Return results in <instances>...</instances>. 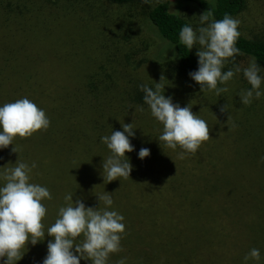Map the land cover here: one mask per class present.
I'll return each instance as SVG.
<instances>
[{
	"label": "rangeland",
	"instance_id": "rangeland-1",
	"mask_svg": "<svg viewBox=\"0 0 264 264\" xmlns=\"http://www.w3.org/2000/svg\"><path fill=\"white\" fill-rule=\"evenodd\" d=\"M168 1L173 13L186 18L194 28L199 26V15L203 14L199 8L178 0ZM0 2H33V9L37 11L26 14L25 18H19L18 23L15 22L11 28L0 29V84L4 87L0 85V105L7 103L9 87L24 85L20 78L25 72L21 68L34 72L35 76L31 78V82L38 84L35 85L38 90L34 87V95L41 105H45L51 101V96L56 94V87L64 88L66 92L72 87L76 88L81 74L95 71L103 64L108 65L107 61L114 58L113 52L117 53L119 58H124L127 53L135 54L131 61L133 66L127 67L128 75L124 78H139L143 83L151 84L161 82L163 77L164 84L169 87L164 71L168 64L160 67L161 65L155 62L159 41L154 32L143 24L145 17L143 12L158 2H154L152 6L144 4L142 0L133 6L114 5L109 0H0ZM38 3L42 5V7L39 5L40 9L35 8ZM237 19L245 35L264 36V0H250L246 10L237 16ZM146 41L154 44L151 50L145 53ZM9 50H20V60L5 66L3 60L14 57ZM144 59L147 62L136 70L138 63ZM119 60L125 62L124 59ZM250 60L246 57H236L235 64L246 67ZM232 67L233 62L229 60L224 71ZM131 72L135 77L129 75ZM260 74L264 76V70H261ZM124 80L121 83L123 87L127 86ZM189 82V85L185 84L179 91L173 92L177 93L176 96L179 97L177 103L181 107L192 104L193 113L199 114L209 124L210 139L202 144L197 154H189L180 159L179 149L175 151L163 149V145L161 146L158 141L163 126L158 125L150 111L146 114L152 122L150 121L151 125L145 129V132L157 136L152 141V153L154 155L157 152V156L155 159L149 158L151 162H148L157 170L159 181H165L171 187H175L176 181L177 190L174 193L182 198L183 203L177 206L176 201L175 203L170 201L174 204L163 217L165 210L160 213L162 208L160 198L165 197L164 193L144 198L139 197L138 192L131 191L126 197L124 192L116 191L113 187L109 191L114 200L113 209L122 210L124 222L131 223L129 227H133V222L134 228L136 226L141 229L135 232L132 240L144 239L148 242L149 250L154 254L142 259L145 263L164 260L173 254V247H178L181 249L183 262L188 261V258L190 264H244V257L252 248L259 245V240L264 239V179L261 178L264 167L259 163L255 167L253 164L249 171L243 165L240 171L237 170L239 166L234 151L242 148L243 144L236 133L240 125L235 122L248 117L251 121L255 118L258 124H263L264 96L259 100H253L250 106L242 105L239 93L250 87L242 72L228 83L229 91L220 96L214 92L203 93L200 89H195L194 86L197 85L195 81ZM172 83L176 89L180 87L175 82ZM28 94L31 97L29 90ZM190 96L197 99H189ZM226 105L228 110L221 112L220 109ZM14 143L19 153L12 150L15 145L0 150V168L13 167L19 157L29 164L32 162L37 164V168L32 172V182L46 186L52 195L51 200L44 201L47 207V214L43 220L46 232L47 227L55 223L58 217L59 208L62 207L59 201L64 202L67 193L75 192L69 188V184L76 179L74 166L70 168L67 165L63 169L59 166V171L64 175L59 173V176L56 174L55 177L45 174L42 165L45 159L53 158L50 165L61 161L63 148L60 135L56 132L41 130L28 138L17 137ZM236 156L238 159V155ZM6 168L0 169V173ZM80 175L88 182L91 178L95 180L93 175H96L98 181L104 179L103 176H98V171L91 168ZM3 183L4 181L0 180V184ZM100 194L104 192L88 189L85 205L98 208L97 195ZM73 200L79 199L73 196ZM143 211L146 212L141 214ZM218 212L233 216L231 231L229 230V234L224 231L221 240L203 238L205 230L211 232L218 229L219 222L215 215ZM165 223L170 226L169 230ZM176 223L179 224V230L175 234L171 230L175 228ZM224 229L225 227H219V230ZM52 239L46 235L45 239L35 246L29 243L28 249H24L26 253L23 259L17 264H41L47 255L48 241ZM126 247L130 251L133 246ZM131 252V254L123 252L127 254L120 255V258H127V264L134 262V251ZM191 255L195 261L190 260ZM248 264H251V261Z\"/></svg>",
	"mask_w": 264,
	"mask_h": 264
},
{
	"label": "trees",
	"instance_id": "trees-1",
	"mask_svg": "<svg viewBox=\"0 0 264 264\" xmlns=\"http://www.w3.org/2000/svg\"><path fill=\"white\" fill-rule=\"evenodd\" d=\"M109 1L114 5L133 6L138 3L139 0ZM178 1L194 5L203 13L207 10H211L216 19H222L225 14H229L237 19V16L246 10L248 2H250V0ZM168 2V0L160 1L154 7L146 8L145 12H143L145 16L143 24L154 32L159 41V48L156 51L155 62L161 65L160 67L168 64V66H165L164 70L167 75L166 82L169 84V87L165 86L168 90H165V95L166 97H172L173 103H177V98L179 97H177V93L173 91H179L181 87L185 84L189 85V81H192L189 73L198 69V57L195 48L188 50L185 46L180 44V29L185 24H189V22L183 16L173 13L171 11V5ZM32 4L33 2H0V29L4 27L11 28L15 25V22L18 23L19 18H25L26 14L28 15L37 12L33 9ZM39 5L40 4L38 3L35 8H39ZM40 6L42 7V5ZM238 30L241 35L236 46L241 50L242 55L236 57L254 58L260 65L261 70H264V36H247L242 32L240 27ZM153 44L154 42L146 41L144 49L145 53L151 50ZM9 52L13 53L14 57L12 59L9 57L4 59L5 66L12 65L20 60V50H9ZM134 55V53H127L124 58H119V55L113 52V57L115 59L110 58L109 56L110 59L108 58L109 61H107L108 65L103 64L95 71L84 75L81 74V76H79L80 81L76 88L72 87L66 92L64 88L56 87V94L52 95L51 101L47 102L45 105H41L38 102V99L35 98V88L38 90L35 85L38 84L31 82V78L35 76L34 72L21 68L22 71L25 72V75L21 72L23 76H21V78L18 75L17 76L23 81L24 85L17 84L12 88L9 87L7 89L8 93L6 96V102H14L17 99H22L24 97L29 98V90L32 94L30 99H32L40 108L45 110L51 121L50 127L47 131L56 132L60 135L63 149L61 152V161L50 165L49 163L53 158L49 157L51 160L45 159L46 161L42 164L45 168L44 172L48 176L54 175L56 177L59 173L60 175H64V173L59 171V166L62 169L67 167V165L70 168L74 166L76 179L69 184V188L74 189L75 192H72V194L79 200L87 202L86 193H88V189H94L95 192L101 191L105 193L109 192L110 189L114 187L116 191L120 190L121 192H124L126 197L129 192L132 191L138 192L140 195L139 197L144 198L152 197L153 194L164 193L165 197L163 196V198H160V203L162 205L160 213H163L165 210V213L163 214V217H165L168 210L175 203L174 201L177 202V206L183 202L182 198L174 193L177 190L176 181L175 187L169 186L165 181H159L160 178L156 174L157 170L154 168V165H150L149 163L151 162L150 159H155V156H157V152L154 155L152 153V141L154 140L153 138H156L157 136L145 132V129L147 130V126H150L152 121L148 114H146L150 110L148 109V106L144 104V94L139 88L140 84L148 83H143L139 78H124L128 75L127 67L132 65L131 61H133L132 59ZM119 59H124L125 62ZM146 62L147 60L144 59L138 63L135 69L137 70ZM133 73L135 74V71H133ZM129 75L135 77L132 72ZM122 80H124L127 86H122ZM169 82H171V84ZM172 82H175V84H178L180 87L176 89ZM148 85L154 86L155 83L152 82ZM1 87H3V85H1ZM194 87L195 89H200L199 84ZM43 92L45 93V90ZM193 95H195V93ZM192 96H190L189 99H197V97ZM181 104H183V102ZM133 107H143L144 111L135 112V108ZM122 122L127 124L134 122V127L136 128L134 129L135 136L130 137L131 143L134 146V151L126 153V156L129 158V162L132 165L130 177L123 178L121 181L114 180L108 183L104 179H99L100 181H98L96 175H93L95 180L93 178H91L90 182L84 180L85 178L80 174L87 172L89 168L98 171V176H103V161L104 158L106 159L110 155V151L107 149L106 145L101 143V137L110 135L112 131H122ZM235 123L240 125L236 129V133L238 134L237 138H239V141L243 144L242 148H238L235 151L233 150L236 162L239 166L237 170L240 171V167L243 165L249 171L253 164V167H255L256 164L259 163L264 167V123L258 124L255 118L251 121V118L248 117L237 120ZM158 125L162 126L159 122ZM47 140L50 141V138ZM259 140L263 142L259 143ZM141 148L150 149V156L148 158L143 160L138 158L137 154ZM236 155H238V159ZM71 156L72 158H70ZM261 178L264 179V170L261 173ZM138 185L142 187H139ZM174 188L175 190H173ZM57 201H59L58 197ZM170 201L174 203L171 204ZM64 202L59 201V205H62V207L66 206V203ZM117 211L120 214L122 212V210ZM145 212L146 211H143L141 214ZM147 213L150 214V212ZM215 215L218 218L219 227H225V229L219 230L218 227V229L211 232H206L205 230L203 238L221 240L222 236H224V231H226V234H229V230L231 231L230 225L233 216L227 213L221 214L219 212ZM124 223L126 225V231L121 239L123 251L112 254L108 264H117V261L121 259L120 255L127 254L123 252L131 254V251H134V262L132 264L191 263L188 258V261L183 262L184 260L180 252L181 249H178V247H173V254L164 260L147 263L143 262L142 259L149 257L154 253L150 252L149 244L146 240H132L135 232L137 233L141 229L136 228V226L134 228L133 222L132 228L129 227L131 223ZM166 226L168 225L165 223V227ZM227 227L229 229H227ZM169 229L170 226H168V230ZM178 230L179 224L176 223L175 228L171 231L176 234L178 233ZM78 242H82V237L78 238ZM127 245H131L135 249L132 247L129 251L126 247ZM254 248L260 249L261 252V259L258 264H264V239L259 240V245ZM189 258L192 261L196 260L192 255ZM38 259L39 258H37V260ZM81 264H91V262L81 260ZM251 264H257V262L251 261Z\"/></svg>",
	"mask_w": 264,
	"mask_h": 264
},
{
	"label": "clouds",
	"instance_id": "clouds-1",
	"mask_svg": "<svg viewBox=\"0 0 264 264\" xmlns=\"http://www.w3.org/2000/svg\"><path fill=\"white\" fill-rule=\"evenodd\" d=\"M152 6L159 0H142ZM240 21L229 14L216 19L211 10L199 15V26L191 24L182 26L179 32L180 44L188 50L198 49V69L190 72L191 80L200 85L203 93L214 92L217 96L229 91L228 83L242 72L250 85L239 93L243 106H250L253 100L264 96V76L261 68L253 58L246 67L235 64V57L242 55L236 46L241 35L238 30ZM231 60L233 67L224 71ZM164 79L154 86L140 84L143 102L148 106L151 116L162 126L158 140L163 149H179L178 158L195 155L202 144L210 139L209 124L199 114H194L192 104L181 107L173 103L172 97H166ZM143 112V107H133ZM228 110V105L220 109ZM135 115V113H134ZM230 120V117H229ZM228 120V121H229ZM51 121L44 109L34 101L24 97L14 102L0 105V150L15 145L17 137L28 138L34 133L47 130ZM122 131H112L101 137L110 155L103 161V178L112 182L129 178L132 165L127 152L134 151L130 137L135 136L134 122H122ZM231 130V129H230ZM19 153V152H18ZM138 158L143 160L150 156V149L141 148ZM11 168L0 173V264H17L22 260L28 244L37 245L52 237L47 244V255L41 264H81V260L91 264H108L110 256L123 251L122 235L126 231L124 216L113 209L114 200L109 192L97 195L99 207H86L82 200H73V194L64 197L66 206L60 207L58 217L47 227L43 220L47 214L45 200H51L50 190L41 184L32 182L33 169L37 164L20 160ZM82 237V242L78 238ZM261 259L258 248H252L244 257V264ZM123 257L117 264H126Z\"/></svg>",
	"mask_w": 264,
	"mask_h": 264
}]
</instances>
